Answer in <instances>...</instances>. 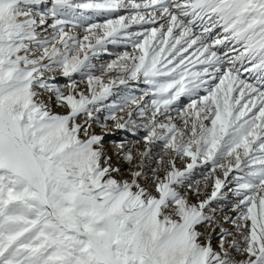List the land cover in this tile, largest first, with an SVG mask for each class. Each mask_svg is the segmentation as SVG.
<instances>
[{"label": "snow or ice", "instance_id": "snow-or-ice-1", "mask_svg": "<svg viewBox=\"0 0 264 264\" xmlns=\"http://www.w3.org/2000/svg\"><path fill=\"white\" fill-rule=\"evenodd\" d=\"M0 264H264V0H0Z\"/></svg>", "mask_w": 264, "mask_h": 264}, {"label": "rangeland", "instance_id": "rangeland-1", "mask_svg": "<svg viewBox=\"0 0 264 264\" xmlns=\"http://www.w3.org/2000/svg\"><path fill=\"white\" fill-rule=\"evenodd\" d=\"M94 18H96L97 21L102 22V20L100 18H97V17H94ZM97 21H93V22H97ZM109 46H111V45H109ZM109 46H108V51L106 52V53L109 52L108 55H104L105 52L101 53L100 56L93 61V63H95L97 65H99L101 63H107V61L109 62L110 60H112V59L115 58V53H120L123 50V47H119V49H116L115 50L114 47H112V46L109 47ZM131 49H132L131 47H126L124 49V51L125 50L132 51ZM113 52H114V54H112ZM94 74L95 75H100L99 72H95ZM75 79L79 82L81 78L77 74L75 76ZM57 82L60 83V84H64V83H67V80H66V78L58 77L57 78ZM130 84L133 87H138V89H135V90L132 89V92H133V94L135 96H141L143 94V91L142 90H145L146 91V88L148 89V87H146L145 84H138L137 82H130ZM80 87L83 89L84 88V84H81ZM115 98H117V97L116 96L110 97L109 100L107 101V103H105V104L111 103L112 100L115 99ZM145 99L150 102L151 97H146ZM182 101H183L184 104H187L189 102L188 99L185 98V97L182 98ZM106 114L107 113H103V115H106ZM119 114H122V113H119ZM103 115L101 116V119H103ZM134 119L137 120V122L139 123L142 120H144L145 118H142V117H139V116H135L134 115ZM94 129H95V131L97 133H101V131H102L99 125H94ZM145 134L146 133H145V130L143 129V127L139 128V129H133L132 131H127V130L114 131L112 134H109L108 141L107 142H108L109 145H111V143H112L113 140H120V139H126L128 141H136V140H139L141 142V148H143V139L142 138H143V136ZM186 162H190V159L189 158H185V160H177V167H179V168L184 167L185 164H186ZM208 171H209L208 168L202 167L200 169V172L199 173H196V174L193 173L192 176H191L192 182L194 183L196 180H201V182L203 184L202 174L203 175H206L208 173ZM149 175H150V173H149ZM159 175L161 176V178H163V175H164L163 170L159 173ZM231 176H232V174L229 175V181H231ZM229 184L230 185L227 188H225L223 190V192H226L227 195L230 194L231 195V198L230 199H237V198H233L232 197V194L233 193L231 191H228V188H233L234 187V184L233 183H229ZM185 190L186 189H181V191H185ZM204 192L206 193V195H209V193H208V191H206V189H204ZM193 197H192V202H194V201L196 202V198L195 197L193 198ZM201 198H205V197L204 196H201ZM223 204H225V205L231 204V201H230V203L229 202L227 203L225 200H222V201L221 200L213 201L212 204H211V207L214 208V209H216V210H220V211L221 210L228 211L231 208V207H229L227 209L226 208L225 209L220 208ZM217 214L218 213H216V215ZM224 226L225 227L226 226L227 227H231V225L230 224H227V223ZM213 245L214 246L216 245V239H215V237L213 239Z\"/></svg>", "mask_w": 264, "mask_h": 264}, {"label": "bare ground", "instance_id": "bare-ground-1", "mask_svg": "<svg viewBox=\"0 0 264 264\" xmlns=\"http://www.w3.org/2000/svg\"><path fill=\"white\" fill-rule=\"evenodd\" d=\"M121 14H123V13H121ZM97 18H100L102 21H103V19L104 18H106V17H97ZM93 21H97V19L96 18H93L92 19V21L91 22H93ZM133 31H137L138 30V28H133L132 29ZM75 31H77V32H80V33H82V29H76ZM111 45V44H110ZM109 46V45H108ZM112 47H114V49L116 50V49H119V47H123V50H122V52H124V49L126 48V47H131V45L129 44V45H127V46H125V45H111ZM111 46H109V47H111ZM132 50V49H131ZM125 51H127V50H125ZM129 52H131V51H129ZM109 53V52H108ZM108 53H104V55H108ZM121 53V52H120ZM112 54H114V52L112 53ZM116 54V53H115ZM108 62V61H107ZM138 84H143L142 82H140V83H138ZM146 87H148L147 85H146ZM132 89H138V87H133L132 86ZM146 90H148L147 88H146ZM201 94L203 95V93L201 92ZM137 97H139V96H137ZM110 98V97H109ZM183 98V97H182ZM181 98V99H182ZM109 100V99H108ZM108 100H106V101H104V103H107V101ZM119 114V113H118ZM173 115H174V113H173ZM134 118V117H133ZM155 152H160V149L159 148H157V149H155ZM147 163H150L151 164V166L152 167H155L156 165H155V160H152V161H148V162H146V164ZM127 166L125 165V171L127 172V168H126ZM202 167H204L203 165H198L197 166V168L196 169H194V171H193V173L194 174H196V173H199L200 172V169L202 168ZM183 168V167H182ZM150 173V172H149ZM219 175H221V178H223V176H222V173H218ZM150 175H151V173H150ZM207 175V174H206ZM214 181H210L209 182V186H208V188L206 189V191H208V193H209V195L211 194V191H212V183H213ZM230 184H228V186H229ZM201 186H203V184L201 185ZM223 190L224 189H222L221 191L223 192ZM225 193V195H226V198H224V199H220L221 201L222 200H225L227 203L229 202L230 203V201H231V204H228V205H225V204H223L220 208H223V209H227V208H229V207H231L228 211H220V210H217V212L216 213H218L217 215H216V217H217V219H222V217L223 216H225V215H228V216H235V213L232 211V207H233V205L237 202V199H230L231 198V195L230 194H226V192H224ZM233 193V192H232ZM232 197L233 198H236V196L234 195V193L232 194ZM194 198V197H193ZM194 201V200H193ZM193 203H195V201L193 202ZM227 227V226H226ZM201 231H203L204 229L203 228H201L200 229ZM214 235V237H215V234H213Z\"/></svg>", "mask_w": 264, "mask_h": 264}]
</instances>
